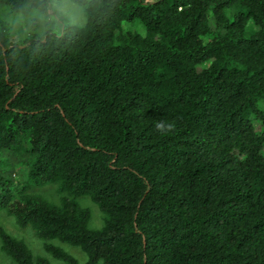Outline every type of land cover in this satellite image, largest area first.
<instances>
[{
  "label": "trees",
  "instance_id": "trees-1",
  "mask_svg": "<svg viewBox=\"0 0 264 264\" xmlns=\"http://www.w3.org/2000/svg\"><path fill=\"white\" fill-rule=\"evenodd\" d=\"M75 1L82 26L55 0H0V211L44 253L0 223L1 251L264 264V0Z\"/></svg>",
  "mask_w": 264,
  "mask_h": 264
},
{
  "label": "rangeland",
  "instance_id": "rangeland-1",
  "mask_svg": "<svg viewBox=\"0 0 264 264\" xmlns=\"http://www.w3.org/2000/svg\"><path fill=\"white\" fill-rule=\"evenodd\" d=\"M54 6L56 10L61 13L67 20V23L73 25L82 26L86 22V15L84 8L75 0H55ZM16 21V30L25 25L21 16ZM57 23H59L57 21ZM57 185L50 183L41 188H37L36 191L43 193L50 200L58 202L60 195L57 192ZM83 206L91 209L90 225L93 228H100L104 224V213L99 205L94 202L89 194L79 197L78 199ZM0 223L8 229L14 235L23 238L33 248L37 254L44 253L42 241L35 235L30 228L21 227L13 216L8 215L5 211H0ZM68 251L75 255L81 262H85L86 255L80 247L71 246L68 244H62ZM0 264H12V261L6 256L0 249ZM55 264H62L60 261H55Z\"/></svg>",
  "mask_w": 264,
  "mask_h": 264
}]
</instances>
